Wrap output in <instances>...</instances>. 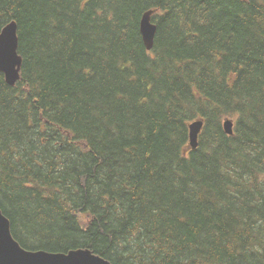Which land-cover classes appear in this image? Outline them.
Instances as JSON below:
<instances>
[{
    "label": "trees",
    "instance_id": "1",
    "mask_svg": "<svg viewBox=\"0 0 264 264\" xmlns=\"http://www.w3.org/2000/svg\"><path fill=\"white\" fill-rule=\"evenodd\" d=\"M13 21L23 63L14 88L0 72V209L22 247L264 264V0H0V31Z\"/></svg>",
    "mask_w": 264,
    "mask_h": 264
},
{
    "label": "water",
    "instance_id": "2",
    "mask_svg": "<svg viewBox=\"0 0 264 264\" xmlns=\"http://www.w3.org/2000/svg\"><path fill=\"white\" fill-rule=\"evenodd\" d=\"M153 12L146 13L141 21V34L148 51L154 49L157 26L152 23ZM18 25L8 24L0 33V72L6 82L13 87L20 80L23 59L19 55ZM203 121L190 125V144L196 150ZM227 134H233V122L224 123ZM11 223L0 209V264H111L90 250L72 251L69 254H51L44 251L32 252L24 249L13 237Z\"/></svg>",
    "mask_w": 264,
    "mask_h": 264
},
{
    "label": "rangeland",
    "instance_id": "3",
    "mask_svg": "<svg viewBox=\"0 0 264 264\" xmlns=\"http://www.w3.org/2000/svg\"><path fill=\"white\" fill-rule=\"evenodd\" d=\"M155 22V21H154ZM156 23V22H155ZM233 116H234V114H232ZM233 120V122H234V124H233V130H235L236 131V127H237V116H234V117H231V116H228V117H225V118H223V120H222V122H221V125H222V127L224 128V123L226 122V120ZM39 134V137H43V139L44 140H47V139H49L51 136H52V134H48V133H46V132H44L43 133V131L42 132H40V133H38ZM232 136H234V135H230V137H232Z\"/></svg>",
    "mask_w": 264,
    "mask_h": 264
}]
</instances>
